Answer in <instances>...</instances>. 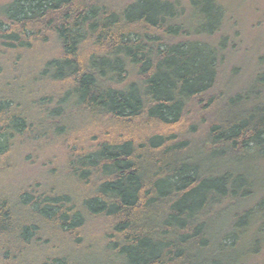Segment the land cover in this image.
Instances as JSON below:
<instances>
[{
  "label": "trees",
  "instance_id": "obj_1",
  "mask_svg": "<svg viewBox=\"0 0 264 264\" xmlns=\"http://www.w3.org/2000/svg\"><path fill=\"white\" fill-rule=\"evenodd\" d=\"M232 13L0 0V264H264V46Z\"/></svg>",
  "mask_w": 264,
  "mask_h": 264
},
{
  "label": "rangeland",
  "instance_id": "obj_2",
  "mask_svg": "<svg viewBox=\"0 0 264 264\" xmlns=\"http://www.w3.org/2000/svg\"><path fill=\"white\" fill-rule=\"evenodd\" d=\"M228 5L235 19L238 21L236 25L241 29L246 44L257 42L260 47L264 46V0H224ZM32 54L24 56L21 66H30L29 61ZM240 60H245L240 58Z\"/></svg>",
  "mask_w": 264,
  "mask_h": 264
}]
</instances>
